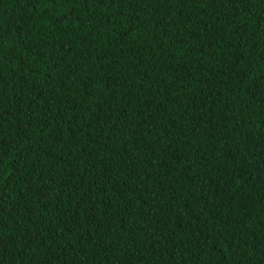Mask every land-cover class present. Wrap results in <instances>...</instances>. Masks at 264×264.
Listing matches in <instances>:
<instances>
[{"label":"trees","instance_id":"obj_1","mask_svg":"<svg viewBox=\"0 0 264 264\" xmlns=\"http://www.w3.org/2000/svg\"><path fill=\"white\" fill-rule=\"evenodd\" d=\"M0 264H264V0H0Z\"/></svg>","mask_w":264,"mask_h":264}]
</instances>
